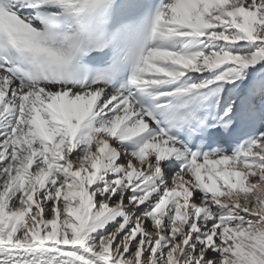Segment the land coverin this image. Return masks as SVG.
Wrapping results in <instances>:
<instances>
[{
  "label": "snow or ice",
  "instance_id": "1",
  "mask_svg": "<svg viewBox=\"0 0 264 264\" xmlns=\"http://www.w3.org/2000/svg\"><path fill=\"white\" fill-rule=\"evenodd\" d=\"M0 264H264V0H0Z\"/></svg>",
  "mask_w": 264,
  "mask_h": 264
}]
</instances>
